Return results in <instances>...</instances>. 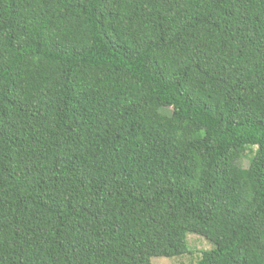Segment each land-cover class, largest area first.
I'll use <instances>...</instances> for the list:
<instances>
[{
	"label": "trees",
	"instance_id": "obj_1",
	"mask_svg": "<svg viewBox=\"0 0 264 264\" xmlns=\"http://www.w3.org/2000/svg\"><path fill=\"white\" fill-rule=\"evenodd\" d=\"M189 235L264 264V0H0V264Z\"/></svg>",
	"mask_w": 264,
	"mask_h": 264
},
{
	"label": "rangeland",
	"instance_id": "obj_2",
	"mask_svg": "<svg viewBox=\"0 0 264 264\" xmlns=\"http://www.w3.org/2000/svg\"><path fill=\"white\" fill-rule=\"evenodd\" d=\"M249 149V147L246 148L247 157L243 161L245 167L249 166V160L252 157ZM254 150H256V148H254ZM188 244L192 252L190 255L175 258L157 257L152 259V264H197L201 256V252L212 249V245L206 239L196 235L188 236Z\"/></svg>",
	"mask_w": 264,
	"mask_h": 264
}]
</instances>
